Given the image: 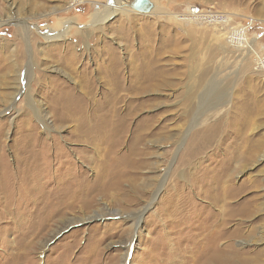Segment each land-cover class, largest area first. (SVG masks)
Instances as JSON below:
<instances>
[{
	"label": "rangeland",
	"instance_id": "1",
	"mask_svg": "<svg viewBox=\"0 0 264 264\" xmlns=\"http://www.w3.org/2000/svg\"><path fill=\"white\" fill-rule=\"evenodd\" d=\"M26 1L0 0V264H195L215 228L229 264H264V0H118L99 25L109 0H48L45 17ZM212 84L227 97L203 107ZM94 113L112 134L98 153L78 134ZM112 161L116 187L97 178ZM227 180L251 187L221 217L210 195Z\"/></svg>",
	"mask_w": 264,
	"mask_h": 264
},
{
	"label": "bare ground",
	"instance_id": "2",
	"mask_svg": "<svg viewBox=\"0 0 264 264\" xmlns=\"http://www.w3.org/2000/svg\"><path fill=\"white\" fill-rule=\"evenodd\" d=\"M84 0H71V1H69L66 5V7H64L63 8V10H69L70 8H72L74 5H76V4H79V3H82ZM124 1V0H123ZM123 1H122V3H123ZM43 2V3H42ZM45 2V3H44ZM46 2H48V0H27L26 1V4L29 6V9H30V11H32V12H43V14H39V16H42V17H45V16H48V15H52V13H56V11H58V9L59 8H56V7H52V8H50V7H48L47 6V4H46ZM50 2V1H49ZM117 2H118V0H109V7H110V9L108 10V12L106 13V14H102L103 15V17L101 18V17H99L98 18V16H96V17H94V22H96V24L97 25H99V24H101L102 22H106V21H108L114 14H116L117 12H119V10H120V6H118L117 5ZM139 2V1H138ZM76 3V4H75ZM125 3V2H124ZM144 3H146L145 2V0H140V4H139V6H142V5H144ZM22 4H24V3H22ZM129 4V3H128ZM12 7L13 6H9V8H10V11H12V14H13V9H12ZM24 7V6H23ZM24 9V8H23ZM23 9H20L19 10V12H18V15L17 16H12V18L10 19L11 21H14V22H16V24H18V26L20 25L21 26V30H20V32L23 34V36L24 37H29L28 35H29V33H30V29L28 28V27H26V25H25V23H26V17H24L25 15H23ZM46 10V11H45ZM107 11V10H106ZM16 13V12H15ZM101 13V12H100ZM17 14V13H16ZM14 17V18H13ZM210 18V17H209ZM207 19V18H206ZM10 22V21H9ZM100 29H102L101 27H99V30ZM81 37L82 38H84V36H85V34L84 33H81ZM237 36H239L240 37V41H238V46H240V47H242L241 45H248L249 47H250V50H252L253 49V44H250V43H248L246 40H245V38H244V36H243V34H237ZM56 46V45H55ZM54 46V47H55ZM58 46V45H57ZM14 63V62H13ZM15 64V63H14ZM14 64H12L13 66H15ZM142 65V64H141ZM148 77V76H147ZM115 78V79H114ZM114 78H112V77H110V84H111V86L113 85V87H111V91H110V95L112 96V97H115V98H119L118 96H117V94H116V90H119V88L118 87H116V85H117V82H119V79L118 78H116V77H114ZM147 80H148V78H147ZM151 80V79H150ZM161 81V80H160ZM146 82V81H145ZM201 82L202 81H200V83H199V85L201 84ZM217 84V83H216ZM149 85V84H148ZM151 85V84H150ZM159 85V84H158ZM79 86V85H78ZM153 86V85H152ZM160 86V85H159ZM203 86V85H202ZM151 88V87H150ZM205 88V87H204ZM148 89V87L146 86V87H144L143 88V90H141V92L139 93L140 95L141 94H145V93H147V90ZM155 89V88H154ZM198 89H199V87H198ZM202 89V88H201ZM200 90V89H199ZM221 89H220V87L218 86V85H210V87L209 88H207L206 89V91H205V89L203 90V91H205V92H203V94H202V96H201V102L203 103L202 104V106L203 107H210V108H213V107H215V106H217L218 105V103L220 104V103H223L224 101H225V98L227 97V95H226V93L224 92V91H222V92H219ZM149 92V91H148ZM192 93L193 92H191L190 94H189V96L191 97L192 96ZM149 94V93H148ZM194 95V94H193ZM120 96V95H119ZM192 98V97H191ZM96 102V101H95ZM262 105H260V107H261ZM94 111H95V109H93ZM93 111V112H94ZM259 111V110H258ZM257 112V111H256ZM95 115V113L94 114H90L89 115V117L88 118H85V119H83V120H81L83 123H82V125L79 127V131H78V134H79V136L80 137H82L83 139L85 138L87 141H91L94 145H95V152H97L98 153V148L99 147H102L103 148V145L104 144H108V142L110 141V139L107 137V136H111V135H102V134H100L101 132H106L105 131V129L107 128V126H109V123L108 122H105V120H100V119H97L98 120V124H95V123H97V121L96 120H94V118L92 119L91 118V116H94ZM103 116V115H102ZM96 118V117H95ZM127 118V117H126ZM128 120V119H127ZM80 121V120H79ZM121 123V122H120ZM246 123V122H245ZM144 124V123H143ZM78 126H79V124H78ZM109 128V127H108ZM110 128H111V125H110ZM77 129V128H76ZM80 129H81V131H83V132H81L80 131ZM122 129V128H121ZM243 129V128H242ZM115 130V129H114ZM116 131V130H115ZM109 132V131H108ZM112 132V131H111ZM118 132V131H117ZM74 133V132H73ZM113 133H114V131H113ZM116 133V132H115ZM72 134V133H71ZM75 134V133H74ZM73 134V135H74ZM141 134V133H140ZM114 135H116V134H114ZM117 136H118V134H117ZM116 136V137H117ZM149 136V135H148ZM144 137V136H143ZM164 137V136H163ZM82 138H80V140L82 139ZM112 139V138H111ZM118 140H120L119 138H118ZM248 141V140H247ZM111 142V141H110ZM113 142V141H112ZM194 142V141H193ZM249 142V141H248ZM247 142V143H248ZM118 144V143H117ZM115 145V144H114ZM249 145V144H248ZM119 146V145H118ZM257 146V145H256ZM135 147V146H134ZM105 148V147H104ZM205 148V147H204ZM105 150V149H104ZM244 150V149H243ZM115 151V150H114ZM114 151H112V150H110V151H108V152H111V153H113ZM131 150L129 149V152H130ZM261 151V148H254L253 150H251V151H240V150H236V151H234L232 154H230L231 155V157H230V159H229V163L231 164V163H235V162H238V164H239V168H245L246 167V165H247V163L249 162V161H251L252 159H254V156L256 155V154H258L259 152ZM107 152V151H106ZM143 152V151H142ZM44 153V152H43ZM100 153V152H99ZM132 155H134L135 153H133V152H130ZM196 153V152H195ZM194 153V154H195ZM110 155V154H109ZM108 155V156H109ZM144 153H139V151L137 150L136 151V158H135V160H134V164L136 165V164H139L140 162H141V160L143 159V157H144ZM112 156V155H111ZM38 157V156H37ZM96 157V153H95V156L93 157V158H95ZM62 159V166L64 167V165L66 164V169L63 171V173H61V174H59L58 175V177L61 175V176H63V177H70V176H72V168L71 167H69L70 165H68L69 163H70V158H61ZM98 159V158H97ZM103 160V159H102ZM119 160V159H118ZM48 163V162H47ZM71 163H72V161H71ZM133 163V162H132ZM64 164V165H63ZM104 164V163H103ZM102 164V166H104ZM51 165V164H50ZM61 165V164H60ZM111 165H113V166H111ZM187 165H191V163L189 164V161H188V163H187ZM52 166V165H51ZM50 166V167H51ZM118 166V165H117ZM127 166V165H126ZM139 166V165H138ZM58 167V166H57ZM110 167V168H109ZM109 167H105V168H103V170H102V168H101V170H102V172H99L98 173V176H97V178L100 180V181H105L106 183H110L112 186H117L118 184H115L114 183V181L116 180V179H118V177H120V175H124V173L125 174H127V172H126V170H121V171H114L115 169H114V161H112V163L110 164V166ZM123 168V167H122ZM126 169H127V167H125ZM228 169H230V170H232L233 168H230V167H227ZM61 170H62V167L60 168ZM129 169V168H128ZM60 172V171H59ZM62 172V171H61ZM117 172H119V173H117ZM233 172H238V170H236V169H234L233 170ZM58 174V173H57ZM53 180H55V179H53ZM112 182V183H111ZM116 182V181H115ZM51 182H49V184H50ZM103 183V182H102ZM253 183V182H252ZM103 184H105V183H103ZM254 184V183H253ZM106 185V184H105ZM110 185V186H111ZM252 185V184H251ZM213 186H215V187H212V195H210V197H212L213 196V198H212V204L213 205H218V207L220 208L219 210H218V216H219V214L221 213V217H223V216H226L230 211H228V209H231L230 207H231V204L229 203V202H227V199H228V196H231V194H230V192L231 191H234V190H237V192H240V191H248L249 189H250V187L251 186H248L247 184H242L239 188H237L236 189V187H234V185L232 184V182H230V181H226L225 183H221V184H215V185H213ZM230 191V192H229ZM215 195V196H214ZM137 199V198H136ZM186 200V199H185ZM154 201V200H153ZM153 201L151 202V203H148V205H146L145 207H143L137 214H135V218H136V220H138V219H140L141 218V216H142V213L144 212V211H146L150 206H151V204L153 203ZM255 200H254V198L252 199V200H246V202L245 203H242L243 205H245V204H249V205H251L253 202H254ZM130 202V201H129ZM221 202H224V204L223 203H221ZM131 203V202H130ZM220 204H222V206L220 207ZM238 204H240V203H238ZM237 205V204H236ZM240 214H241V212H240ZM213 218H215V217H217V214L215 215H213L212 216ZM224 219V218H223ZM224 222H226L225 220H223L221 223V225H223L224 224ZM135 225L136 226H138V224H137V221L135 222ZM212 228L214 229L215 227H214V224H213V226H212ZM220 228H222V226L220 227ZM216 229V228H215ZM213 230V231H209L208 232V235H206V237H207V239H208V241H207V248H208V250L206 251V249H205V253L204 254H198V255H196V258H194V263L195 264H221L220 262L222 261V263L223 264H229L230 263V261H231V258L230 257H226V258H224L225 256H226V254H227V249H228V247L230 246V243H227L226 245H224V247H222L223 248V250H220V249H218L217 248V241H218V238H216L215 237V235L216 234H219V231H217V230ZM237 230V229H236ZM225 234V233H224ZM220 236H222L221 234H220ZM230 237V236H229ZM229 241V240H228ZM202 242V241H201ZM206 242V241H205ZM203 243V242H202ZM201 244V243H200ZM203 245V244H202ZM129 251V250H128ZM200 255H203V256H200Z\"/></svg>",
	"mask_w": 264,
	"mask_h": 264
},
{
	"label": "water",
	"instance_id": "3",
	"mask_svg": "<svg viewBox=\"0 0 264 264\" xmlns=\"http://www.w3.org/2000/svg\"><path fill=\"white\" fill-rule=\"evenodd\" d=\"M145 2H146V3H144V5H142V6H140V8H141V10H142L143 12H148V11L151 10L152 5L149 4L146 0H145Z\"/></svg>",
	"mask_w": 264,
	"mask_h": 264
},
{
	"label": "built area",
	"instance_id": "4",
	"mask_svg": "<svg viewBox=\"0 0 264 264\" xmlns=\"http://www.w3.org/2000/svg\"><path fill=\"white\" fill-rule=\"evenodd\" d=\"M193 13H195V14H196V13H197V11H196V10H194V11H193Z\"/></svg>",
	"mask_w": 264,
	"mask_h": 264
}]
</instances>
